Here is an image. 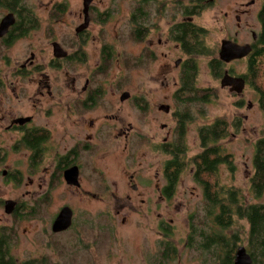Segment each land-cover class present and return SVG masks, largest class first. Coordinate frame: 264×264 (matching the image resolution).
I'll list each match as a JSON object with an SVG mask.
<instances>
[{"label":"flooded vegetation","instance_id":"af4514ba","mask_svg":"<svg viewBox=\"0 0 264 264\" xmlns=\"http://www.w3.org/2000/svg\"><path fill=\"white\" fill-rule=\"evenodd\" d=\"M121 1L127 8L122 11L123 15L120 14L119 0H108L107 5L104 0H80V10L71 26L67 0H37L42 13L38 12L39 4L29 5L28 0H18L15 11L0 7L4 10L0 23L10 14L13 20L0 35V177L16 190L23 185L32 188L36 184L40 191L26 190L24 193L26 196L41 195L36 203L47 202L58 184L71 191H84L86 178L93 180L104 176L103 166L109 170L113 164L119 166L126 186L136 193L140 204L147 200L144 194H155L162 201L167 199L166 163L169 159L166 160L164 155L170 158L166 145L175 141L179 112L166 102L152 105L151 109L156 110V115L162 119L168 114L175 118V121L172 118L174 124L170 127L161 123L160 129L165 133L161 140H156L148 130L147 133L140 132L139 127L122 114L128 106L139 115L149 113L148 98L132 96L125 90L118 93L117 88L124 84L126 76L121 84H118L117 77L114 86L113 81L104 84L102 77H107L123 61L130 69L139 65L140 60L156 61L158 56L167 57V50L180 52L185 57L174 62V67L180 69V83L182 66L191 58L185 51L189 50L199 28L195 18L204 3L216 0ZM246 1L235 10L238 31L234 32L233 39L225 40L250 45L252 49L257 34L252 32V42L244 44L238 43L237 36L241 17L261 0ZM224 16L228 17V13ZM127 46L136 47L139 55L133 57ZM91 49L94 56L90 54ZM158 51L161 53L157 55ZM121 53H125L124 60ZM81 66L86 70L80 75L72 74L71 69ZM106 87H111L110 93L105 91ZM165 106L169 107L168 111ZM155 117L151 119L156 121ZM148 154L160 156L151 163V167L156 166L151 177L131 169L135 163L142 168L143 157ZM12 157H16L15 166H7ZM23 164L25 169L21 167ZM68 172L74 178V184L66 182L64 176ZM140 180L147 184H140ZM141 187H144L142 192ZM7 202L12 203L10 213L5 211ZM39 203L27 206L18 197L0 199V208L6 217L13 218L11 225L0 227V241H5L6 235L8 240L13 236L15 244L14 225L20 222L26 211L28 214L37 213ZM65 206L60 207L53 220ZM73 217L72 210L71 226L58 233L51 230L52 220L49 237L62 236L70 231ZM165 224L159 222V228ZM52 259L29 257L20 260L13 252L2 251L0 242V264L72 263L67 255L56 256L55 261ZM77 264L85 263L78 260ZM89 264H95L94 259Z\"/></svg>","mask_w":264,"mask_h":264},{"label":"rangeland","instance_id":"374dc122","mask_svg":"<svg viewBox=\"0 0 264 264\" xmlns=\"http://www.w3.org/2000/svg\"><path fill=\"white\" fill-rule=\"evenodd\" d=\"M104 1L107 5L108 0ZM28 2L29 5L39 4L37 0L36 2L28 0ZM67 2L69 6L68 20L71 26L74 17L80 10V0H67ZM119 2H121L120 14L123 15L122 11L127 10L126 4L121 0ZM242 2L247 1L216 0L214 3H204L201 12L195 18L197 26L205 33L204 43L211 51L209 56L195 58L198 68L195 86L197 89H210L216 97L205 104L193 101L187 103L192 117L185 127L183 139L185 149H187L185 158L189 159L200 152L197 133L199 127L210 124L217 117L225 118L228 123L238 120L240 124L238 131L230 129L229 137L219 142L225 152L232 156L234 167L230 172L227 166H219L220 180L224 186L238 188L247 204H259L264 202V198L259 200L253 198L249 191V179L253 173L254 144L260 137V131L264 126V114L258 107L257 96L253 90L245 85L242 94L236 95L231 93L228 87L221 88V77H213L208 67L209 60L218 57L221 40L233 39L234 32L238 31L234 15L235 10ZM259 7H261V1L249 8L248 14L241 17L240 32L237 36L239 44L251 43V33H259L260 24L257 19ZM3 12L4 10L0 9L1 16ZM38 12H43L40 4ZM225 13H228V17L224 16ZM127 51L134 55L133 57L139 55L136 47L127 46ZM156 53L158 55L161 52ZM165 53L167 54L165 58L158 56L156 61L155 59L140 60L139 65L130 69L125 67L123 61V64L115 66L107 77H102L104 84L113 81L112 86H114L117 82L118 84L124 82L126 76L124 84L120 83L117 92L125 90L132 96L148 98L150 102L148 116L147 113L139 115L135 109H129V106H125L126 110L124 109L122 114L127 115L126 119L137 128L139 127L140 132L147 133L148 130L156 140H161L165 133L160 129L161 123L170 127L174 124L175 118L168 114L162 119L156 115V110L151 109L152 105L166 102L176 111L182 110L175 100V97L179 96L177 92L180 88V69L174 67V62L178 58L184 60L185 57L180 52L166 50ZM90 54L94 56L93 49ZM124 54L121 53L123 60L126 57ZM90 66L94 67L93 64ZM0 69H2V65H0ZM84 70H86L84 66H81L71 69V72L80 75ZM224 70H228L229 74L233 76L241 77L246 70V59L225 64ZM117 77V82H115ZM110 88L106 87L105 91L110 93ZM186 97L190 96L186 95L185 99ZM102 105H104L103 102ZM122 114L120 113V116ZM154 116L157 117L156 121L151 119ZM148 121L149 125H147ZM159 155L161 156V154ZM146 156L143 157L142 168H138L135 163L131 169L151 177L156 167H151V163L157 161L160 156L153 154ZM164 156L166 160L169 159L168 155ZM15 162H17L16 157H12L6 165L14 167ZM21 167L25 169V164ZM105 167L103 166L104 171L102 170L104 176H98L93 180H90V177L83 181L84 191H71L64 185L58 184L53 188L52 195L45 203L43 201L35 202L41 196L36 193V195H24L26 190L40 191L36 184L32 188L23 185L17 191L0 177V199L18 197L24 203L23 205L27 206L35 203L37 205L40 202L37 213L28 214L27 211H24L20 222L14 225L17 240L15 244L11 245L10 251L20 260L29 257H51L55 261L56 256L67 255L71 264H77L78 260L89 264L93 259L95 264H157V257L161 249L159 242L163 238L162 233H159V222L163 221L170 227L168 230L169 241L176 248L175 258L163 264H203L199 253L186 245L189 216L196 213L201 214L203 206L202 190L193 180L192 169L194 168L191 165H188L181 174L171 198L162 201L158 200L155 194L149 196L144 194L143 197L147 198L144 204H140L136 193L131 192L126 186L123 173L118 169L119 166L113 164L109 170ZM40 182L41 180H39ZM142 182L144 185L147 184L145 180H140V184ZM143 188L141 187L140 192L143 191ZM63 205H67L73 210V227L64 235L51 238L48 235L50 223ZM123 218H125L124 221ZM12 221L13 218L6 217L3 209L0 208V227L11 225ZM238 224L241 225L242 231L247 230L245 221H238ZM244 236L245 233L242 238ZM243 245L245 246L244 241Z\"/></svg>","mask_w":264,"mask_h":264},{"label":"trees","instance_id":"16d2710c","mask_svg":"<svg viewBox=\"0 0 264 264\" xmlns=\"http://www.w3.org/2000/svg\"><path fill=\"white\" fill-rule=\"evenodd\" d=\"M18 0H0V7L15 11ZM260 31L252 45L250 54L246 58V70L241 77L246 85L255 92L258 107L264 114V0L258 13ZM205 33L198 28L196 38L185 53L190 56L184 62L180 75V88L175 97L181 107L178 113L179 122L176 127L174 143L166 145V153L170 158L166 163L167 192L166 197H172L181 174L188 165L193 169V180L200 186L203 196L201 214L189 216V232L186 239L188 248L197 251L203 264H233L236 249L245 247L250 255L251 264H264V202L247 204L241 191L236 187L221 184L219 166L225 165L233 171L232 156L225 152L219 144L229 137L231 130L237 132L239 121L230 123L225 118L217 117L210 124L198 128L200 152L186 159L183 135L187 124L191 121L187 103H207L215 99L216 95L210 89H197L195 80L198 75L196 57L209 56L211 51L204 43ZM211 74L215 78L222 76L225 68L218 58H211L208 62ZM188 95L190 97L185 96ZM186 104V105H185ZM253 173L249 179V191L253 198H264V126L260 137L255 141L252 157ZM238 221L247 223V230L242 231ZM235 228V229H234ZM163 238L159 242L160 252L158 263L171 261L176 256V248L169 241L170 227L161 226ZM245 236L242 238V235ZM10 237V236H9ZM6 235L1 242V250L10 251L13 245ZM245 242V246L243 245Z\"/></svg>","mask_w":264,"mask_h":264},{"label":"water","instance_id":"95a60500","mask_svg":"<svg viewBox=\"0 0 264 264\" xmlns=\"http://www.w3.org/2000/svg\"><path fill=\"white\" fill-rule=\"evenodd\" d=\"M11 21H13L11 14L1 21L0 35L6 32L8 26L11 24ZM250 52H251L250 45H238L234 42L224 39L221 41L217 58L222 63L228 64L234 60H241L247 57L250 54ZM220 87L221 88L228 87L231 93H235L236 95H241L245 87V80L242 77L231 76L227 71H224L220 79ZM165 108L166 111H168L169 107L165 106ZM68 173H65L64 176L66 182L68 184H74L73 181L74 178L70 176L71 175L70 172ZM11 209H12V203L7 202L6 210H5L6 213H10ZM71 223H72V210L69 207L65 206L59 211V213L53 220L51 225V230L54 233L64 231L71 226ZM251 263H252L251 257L247 253L245 247L243 246L238 247L235 252L233 264H251Z\"/></svg>","mask_w":264,"mask_h":264}]
</instances>
